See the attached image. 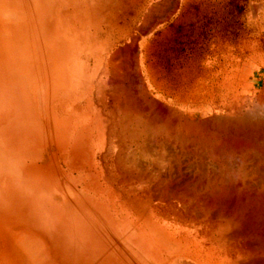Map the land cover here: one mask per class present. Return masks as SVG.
<instances>
[{
    "label": "rangeland",
    "instance_id": "1",
    "mask_svg": "<svg viewBox=\"0 0 264 264\" xmlns=\"http://www.w3.org/2000/svg\"><path fill=\"white\" fill-rule=\"evenodd\" d=\"M106 61L193 117L247 102L264 89V0H0V264H159L71 158L85 76Z\"/></svg>",
    "mask_w": 264,
    "mask_h": 264
},
{
    "label": "bare ground",
    "instance_id": "2",
    "mask_svg": "<svg viewBox=\"0 0 264 264\" xmlns=\"http://www.w3.org/2000/svg\"><path fill=\"white\" fill-rule=\"evenodd\" d=\"M131 54L136 65L135 45ZM238 68L223 84L238 88L248 71ZM117 72L106 61L86 74L70 151L105 185L135 245L159 264H264V89L193 117L143 81L129 92Z\"/></svg>",
    "mask_w": 264,
    "mask_h": 264
}]
</instances>
